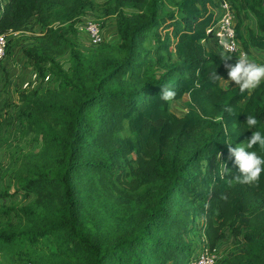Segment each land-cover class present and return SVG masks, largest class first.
Here are the masks:
<instances>
[{
  "label": "trees",
  "instance_id": "1",
  "mask_svg": "<svg viewBox=\"0 0 264 264\" xmlns=\"http://www.w3.org/2000/svg\"><path fill=\"white\" fill-rule=\"evenodd\" d=\"M226 1L245 55L264 52V0ZM217 4L0 0V34L26 37L38 83L0 108V264H189L196 235L238 242L215 264H264V173L235 179L228 151L246 114L264 132V82L221 87L233 61L203 44ZM93 12L116 39L84 47L75 25Z\"/></svg>",
  "mask_w": 264,
  "mask_h": 264
},
{
  "label": "rangeland",
  "instance_id": "2",
  "mask_svg": "<svg viewBox=\"0 0 264 264\" xmlns=\"http://www.w3.org/2000/svg\"><path fill=\"white\" fill-rule=\"evenodd\" d=\"M219 9V8H218ZM94 19L97 18L96 15H98L99 12H93ZM114 17L110 18H104L100 20H97V22L100 24L102 22V26H104L101 29V33L103 37L107 38V40H113L116 39V36L114 34L115 28L113 25ZM33 24L30 22V24L27 26V33L25 36H30L31 33H39L38 31H33ZM101 28V24H100ZM33 31V32H32ZM80 42L84 47H88V42L85 38L79 36ZM26 37L23 36H16L12 37L8 42V47L6 50L5 57L0 61V108L5 104L9 103L15 104L18 101V92L22 88H29V87H35L38 86L37 82H34V73L33 68L30 65L29 61L24 57L22 53V47L26 43ZM258 57V59L256 58ZM256 57H249V59L252 62L260 63V61L264 62V57L261 55ZM263 59V60H262ZM263 64V63H262ZM228 79V77H227ZM47 79H44V82ZM31 84V85H30ZM235 84L232 81H227L226 87H230L231 85ZM30 85V86H29ZM171 110L175 112L176 115H182L185 112L184 104L182 102H173L171 104ZM29 138L26 137L25 140L19 141L20 145H22V148L24 150L32 149V147L35 149L36 144L33 142L28 141ZM3 151H0V158H2ZM199 231V230H198ZM44 245L48 246V240H44ZM202 245V241L200 239L199 235H196L193 237V253L191 255V258L194 257V254L199 250V248ZM219 251L221 252V256L224 255L228 250L234 249L236 246H238V242L231 237L225 238L223 241L218 243ZM218 260V259H217ZM221 261V260H220Z\"/></svg>",
  "mask_w": 264,
  "mask_h": 264
},
{
  "label": "clouds",
  "instance_id": "3",
  "mask_svg": "<svg viewBox=\"0 0 264 264\" xmlns=\"http://www.w3.org/2000/svg\"><path fill=\"white\" fill-rule=\"evenodd\" d=\"M217 6L219 8L218 4ZM218 49L222 55L230 58L219 47ZM248 57L247 55L246 57L241 56L237 58L235 63L230 58L233 64L225 65L228 79H223L228 82L232 81L235 85H238L241 93L245 92V90H252L264 82V64L252 62ZM159 95L162 101L168 102L175 97L176 93L171 88H161ZM244 124L247 125V129H252L250 137L246 139V143H238L234 147H229L228 151L239 173L234 178L242 182H255L260 178L261 173H264V155H260L257 151L251 149L255 145L259 149L264 150V132L256 129L258 120L254 115L246 114ZM230 171L224 165V175L230 173Z\"/></svg>",
  "mask_w": 264,
  "mask_h": 264
},
{
  "label": "built area",
  "instance_id": "4",
  "mask_svg": "<svg viewBox=\"0 0 264 264\" xmlns=\"http://www.w3.org/2000/svg\"><path fill=\"white\" fill-rule=\"evenodd\" d=\"M220 13L217 20L207 27L208 38H212L220 50L229 56L234 63L237 58L244 56L239 40L236 38L235 25L236 20L234 12L226 0H218ZM78 35L85 38L88 46L95 47L103 41L100 24L90 15H82L76 23ZM19 31L0 34V61L5 57L9 40L16 37ZM23 33H25L23 31ZM48 76L45 77L47 79ZM219 248H209L205 242L202 243L199 250L194 254L189 264H215L219 258Z\"/></svg>",
  "mask_w": 264,
  "mask_h": 264
},
{
  "label": "crops",
  "instance_id": "5",
  "mask_svg": "<svg viewBox=\"0 0 264 264\" xmlns=\"http://www.w3.org/2000/svg\"><path fill=\"white\" fill-rule=\"evenodd\" d=\"M210 11L213 12V14H214L215 17H217V16L219 15V13H220V10L218 9V6H216L215 8H210ZM24 32H25L24 34L30 33V32H27V31H24ZM21 34H22V33H19L17 36H20ZM203 44H204V47H205V49H206L207 51L222 54V53L219 51V49H218V47H217L215 41H214L212 38H209V39L204 40V41H203ZM259 55H261L262 57H264V52H255V51H253L251 56H252V57H256V56H259ZM248 58H249V57H248ZM256 58L258 59V57H256ZM262 60H263V59H262ZM260 63H261V64H262V63L264 64L263 61H260ZM223 78H224V79H227V70L224 72L223 77L220 79V85H221V87L224 88V89H227V87H226L227 81L224 80ZM234 85H235V84L231 85L230 87H232V86H234ZM230 87H228V88H230Z\"/></svg>",
  "mask_w": 264,
  "mask_h": 264
}]
</instances>
